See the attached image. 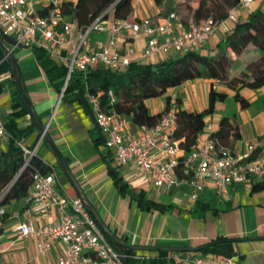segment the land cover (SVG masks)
Instances as JSON below:
<instances>
[{
    "label": "built area",
    "instance_id": "1",
    "mask_svg": "<svg viewBox=\"0 0 264 264\" xmlns=\"http://www.w3.org/2000/svg\"><path fill=\"white\" fill-rule=\"evenodd\" d=\"M65 0H0V30L11 36L23 47L42 48L65 66L66 72L59 91L63 95L73 72L87 74L95 66L114 71L124 70L131 62H141L157 56L183 55L191 50L200 51L213 36L222 37L241 19V13L251 9L258 1L264 10V0H239L227 10L225 18H207L199 23L185 22L175 11L168 12L160 21L143 16L138 19L107 18V8L85 26L64 14ZM124 30L131 36L118 42ZM91 32H106L107 38L98 49H88L85 41ZM139 33L145 36L141 48L133 39ZM94 118L104 135V146L112 151L115 160L129 165L134 173L151 181L154 187L169 190L183 187L192 202L211 186L215 195L224 196L230 186L264 180V133L244 138L241 147L229 149L212 135L208 123L205 137L198 140L188 152L173 137L179 106L172 97L169 112L153 125L139 126L133 134L130 119L124 114L101 108L98 95L85 92ZM110 103L115 101L108 90ZM7 132L0 117V137ZM43 138L40 133L39 140ZM25 167L35 153L20 139ZM26 213L36 215L19 222L14 229L19 237H31L36 241V251L45 255L55 244L61 246L55 264H126V257L137 260L149 258L144 253L128 254L120 251L107 238L84 200L70 193L59 178V171L50 166L49 171H35L29 193L25 198ZM56 217H52L51 210ZM0 213H5L0 207ZM175 261L190 264H236L234 256L214 254H181L170 251Z\"/></svg>",
    "mask_w": 264,
    "mask_h": 264
},
{
    "label": "crops",
    "instance_id": "2",
    "mask_svg": "<svg viewBox=\"0 0 264 264\" xmlns=\"http://www.w3.org/2000/svg\"><path fill=\"white\" fill-rule=\"evenodd\" d=\"M131 2L132 13L129 18L132 20L150 16L160 21L170 12L163 9V4L158 5L153 0H131ZM257 5L258 1H255L251 9L256 8ZM248 11L241 13L242 19L246 17ZM180 16L185 22L191 21L190 14ZM111 17L113 16L110 7L107 18ZM130 36L131 31L124 30L118 42L119 47H122L123 40ZM106 38V32H91L86 38L85 47L98 49ZM219 39L218 35L210 37L202 50L213 49ZM132 42L135 47L141 48L145 43V36L139 33ZM8 46L15 58L27 96L36 115L45 125L46 132L59 152L67 158L68 167L76 183L110 234L130 246L162 248L195 247L219 236H235L240 239L235 243L234 250L237 256H242L243 263L264 264V188L251 190L252 184L259 180L230 186L228 192L220 198L215 195L211 186H207L196 202L213 204L218 211L209 210L201 215L194 213L196 202L190 200L183 187H174L169 190L156 188L149 179L136 175L131 166L119 164L115 160L112 151L104 146V135L95 119L90 116L83 101L78 102L73 93L59 98V91L50 84L32 49L10 44ZM227 50L232 53L231 50ZM164 58L165 56L161 55L145 61L157 62ZM12 72L13 66L11 70L0 73V117L5 125L14 122L17 128H24L33 120L29 113L11 115L12 99L16 95L18 86L17 78L12 75ZM209 85L208 79L188 80L177 87L169 88L163 96L178 98L179 108L198 111L206 106L207 100L204 99L203 103L199 100L200 95L204 93L207 95ZM257 90L264 92L262 87ZM243 96L248 100L249 105L245 108L240 107V118H233L238 124L239 137L229 139L225 145L229 149L240 148L244 138L264 133V100L261 99L257 107H251V101L255 102L253 94L251 93L249 98L246 94ZM164 103L165 101L160 102L157 97L146 100L151 113L163 109ZM216 128L217 125L213 130ZM130 131L133 134L138 133L139 126L131 125ZM96 135L103 137V142L98 146H95L93 142ZM39 137L40 132L36 128V131L30 135L22 136L21 140L26 146L35 148L34 154L45 163L54 166L59 171V178L65 188L72 194L76 193L62 172L55 154L47 142L43 138L39 140ZM204 137L205 133H202L200 139ZM9 138L10 134L7 130L0 137V153L6 150ZM108 152L110 156H106ZM103 156L107 159L112 158L110 163L127 183L129 193L121 194L113 184ZM152 191L155 192L154 196L151 195ZM139 192L169 207L164 210L141 209L131 197L132 194ZM23 201V206L19 205L18 200H12L3 206L5 218L0 231V264H55L56 257L61 251L60 244H55L47 254L39 255L36 251V241L31 237H19L15 231L14 227L19 222L28 219L34 223L37 221L35 214L26 213V201L25 199ZM51 212L52 217L55 218V210L52 209ZM114 242L120 251H123V248H131L118 241ZM131 249L135 251L134 253L147 254L149 258L159 254V250L156 249ZM169 256L170 251L166 250V264H190L188 261H175Z\"/></svg>",
    "mask_w": 264,
    "mask_h": 264
},
{
    "label": "trees",
    "instance_id": "3",
    "mask_svg": "<svg viewBox=\"0 0 264 264\" xmlns=\"http://www.w3.org/2000/svg\"><path fill=\"white\" fill-rule=\"evenodd\" d=\"M156 4H163L164 0H153ZM239 0H197L196 5L189 11L191 21L199 23L207 18L217 21L227 15V10L237 5ZM112 8V16L115 18H129L132 13L131 0H65L63 12L74 18L78 26H85L95 17ZM130 19V18H129ZM138 19V18H136ZM253 45L259 53L239 74L229 76L228 68L232 63L229 53L222 52L216 56L208 54V50H191L183 55L166 56L157 62L141 61L131 62L124 70L114 71L107 67L95 66L87 74L73 72L66 84L62 97L73 93L75 99L81 102L87 99L85 92L98 95L100 106L105 111L113 110L118 114L126 115L131 123L136 126L153 125L163 115L169 112L171 97L165 96L163 109L151 113L146 100L165 95L169 88L177 87L188 80L208 79L210 85L207 90L206 106L198 111H187L179 108L175 113L177 125L173 130V137L179 141V146L185 151H190L204 133L207 120L212 115L218 102L224 100L227 93L214 87V81L223 83L224 86L234 91V99L239 102L241 108L249 105L248 100L241 93L243 88L256 89L264 87V10L260 6L247 12L245 18L239 19L229 31L216 42L215 47H226L236 55L248 50ZM35 58L45 72L50 84L60 91L65 76V66L51 57L42 48L32 49ZM12 65L6 58L0 47V73L9 71ZM15 75V72H12ZM16 83V80H14ZM108 90H112L115 101L110 103ZM179 106L180 100L173 98ZM13 111L11 115L29 113L21 98L20 90L16 87V95L12 99ZM10 138L6 150L0 153V207L12 200L25 199L33 182V174L39 170L47 172L50 165L39 156L33 155L29 163L22 167L24 158L21 148L16 144L22 136L30 135L36 131L33 121L29 126L17 128L14 122L6 125ZM212 135L225 146L230 138L239 137L238 124L227 116L221 117L217 122V128ZM95 146L103 142L101 135L93 138ZM111 154L108 152L106 156ZM106 168L113 184L121 194L129 193L127 183L122 180L118 171L111 165V157L103 156ZM67 161V158L64 157ZM264 188V180L252 184L251 190ZM131 197L141 209L164 210L169 206L147 198L143 192L132 194ZM216 212L218 209L205 202H196L193 212L204 214L206 211ZM5 213H0V231L2 229ZM107 238L115 246L114 240ZM240 237H216L204 244L202 249L195 252H180L181 254H214L216 256H234L235 243ZM202 245V244H201ZM122 248L121 246H119ZM118 249V247H116ZM123 252L132 254L131 248H123ZM166 250L159 249V254L147 260H137L126 257V264H166ZM236 264L242 262V256H237Z\"/></svg>",
    "mask_w": 264,
    "mask_h": 264
},
{
    "label": "rangeland",
    "instance_id": "4",
    "mask_svg": "<svg viewBox=\"0 0 264 264\" xmlns=\"http://www.w3.org/2000/svg\"><path fill=\"white\" fill-rule=\"evenodd\" d=\"M197 0H164L163 1V9L165 11H175L179 15H187L189 14L190 9L196 5ZM226 52L230 53V56L232 57V63L230 64L228 68V75L233 76L236 74H239L240 70L245 68L247 64H249L252 60H254L257 56L259 51L254 48L253 45L250 44L249 48L247 51L242 52L239 55H236L235 53H231L226 49V47H214L213 49L208 51L209 55L216 56L219 53ZM215 83V88L218 90H223L226 91L227 95L225 96L224 100L218 102L215 106V109L208 119V123L211 125L212 129H215L218 120L223 117L227 116L231 119L233 118H240V105L237 100L234 99L233 93L234 91L226 86L223 85V83L219 81H214ZM256 89H250V88H243L241 93L246 94L247 98L251 96V93L255 97V102L251 101V107L252 106H258L262 100H264V92H260ZM264 89V87H262ZM206 94L200 95V103L206 100ZM160 102L165 101V96L157 97ZM262 99V100H261ZM198 102V101H197ZM136 192L138 191L135 190ZM152 196H154L155 192H151ZM18 203L20 206L24 205L23 199H19Z\"/></svg>",
    "mask_w": 264,
    "mask_h": 264
},
{
    "label": "water",
    "instance_id": "5",
    "mask_svg": "<svg viewBox=\"0 0 264 264\" xmlns=\"http://www.w3.org/2000/svg\"><path fill=\"white\" fill-rule=\"evenodd\" d=\"M14 45V46H21L20 44H18L16 42L15 39H13L11 36H9L8 34L4 33L3 31L0 30V47L2 49V51L4 52L6 58L9 60V62L11 63V65L13 66V71L16 74V78H17V84H18V88L20 90V94H21V98L24 101L28 112L33 120L34 125L36 126L37 130L43 134V139L47 142V144L49 145V147L51 148V150L53 151V153L55 154L60 168L62 170V172L64 173V175L66 176L67 180L69 181V183L73 186V188L76 191V194L78 196H80L87 208L90 210V212L94 215L95 219L97 220L98 224L101 226L102 230L108 235V237L114 241H118L124 245H126L127 247H131L134 249H156L159 250L162 247H154V246H130L125 244L123 241L116 239L112 234L109 233V230L107 229V227L105 226V224L102 223V221L100 220L99 216L95 213L94 209L92 208L91 204L89 203L87 197L85 196V194L83 193V191L81 190V188L78 186V184L76 183L71 170L68 167L67 161L64 159V157L62 156V154L59 152L57 146L55 145V143L53 142L52 138L49 136V134L46 132L45 129V125L42 124V122L39 120L38 116L35 113V110L27 96L21 75L18 71L17 65H16V61L15 58L11 52V49L9 48L8 45ZM83 104L86 106V108L88 109V112L90 114V116L92 118H94V113L91 110V108L89 107L87 101L85 100V98H82ZM95 119V118H94ZM207 244H202L199 246H195V247H187V246H170V247H163L164 250H169V251H181V252H195L198 251L200 249H202L203 247H205Z\"/></svg>",
    "mask_w": 264,
    "mask_h": 264
}]
</instances>
